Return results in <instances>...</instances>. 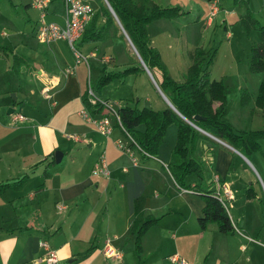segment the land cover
<instances>
[{"label": "crops", "instance_id": "crops-1", "mask_svg": "<svg viewBox=\"0 0 264 264\" xmlns=\"http://www.w3.org/2000/svg\"><path fill=\"white\" fill-rule=\"evenodd\" d=\"M51 1L46 9V19L50 15L52 20L49 21L63 25L65 4L61 0L60 6L54 5L50 9ZM21 2L28 10L40 12L32 0ZM39 18H35L37 24ZM114 23L116 33L120 36L124 33L123 29L117 20ZM5 33L1 32L2 35ZM124 38L130 45L128 37L125 35ZM60 40L67 42L56 39L48 43V49H44L34 45L30 36L16 37L13 41L7 39L9 45L3 44L7 48L1 49L3 52L11 51L17 57V63L24 61L27 56L39 64L36 77L38 74L42 78L44 76L41 80L43 85L39 88L30 86L29 93L39 92L35 99L36 108L40 104L43 110H50L46 118L40 116L41 112L39 115L25 116L13 105L15 110L8 118L0 114V182L14 181L27 175L20 188H8L0 193V264H47L39 260L45 255L41 240H47L56 250L58 264H94L99 259L104 263L115 258L105 252L107 246L121 254L120 259H115L122 263L125 257L124 244L129 238L134 242L129 227L134 217V201L139 196L145 198L144 215L161 216L159 222L150 226L142 236V254L150 247L154 248L153 252H157L162 243L174 240L173 252H170L168 245L161 250L162 255L159 257L165 259V264H199L202 253L206 251L211 255L212 264H264V226L260 219L257 221V217L254 219L256 222L251 224L245 214L239 212L240 215L235 218L232 213L236 225L233 233H222L217 226L210 224L206 229L201 228L198 217L205 204L203 197L190 189L180 188L167 166L175 142L170 151H164L163 141L158 155H147L132 143L117 119L111 120L112 132L103 134L81 114L82 109L86 108L82 94L89 83L93 85L92 66L90 62L86 66L65 63L57 46ZM133 52L136 59L131 65L143 66L135 50ZM88 54L92 57L98 55L92 46ZM73 55L76 58L74 52ZM102 59L108 63L113 56L105 54ZM6 62L9 69L10 64ZM4 63L0 53V67ZM189 65L184 68V72ZM67 68L71 71H67ZM144 69L134 73L146 76L161 96L160 100L152 96L147 100L151 107L164 109L169 105L164 92L156 85L150 69V72ZM26 87L28 85L19 87L23 95L21 102H28L30 94L26 95ZM257 94L253 91L249 103L256 104ZM102 97L110 101L103 94ZM228 111L229 106L226 117L236 130L264 126V111L259 106L253 109L251 115H242L244 122L240 126L230 118ZM17 113L23 114L25 118L15 120L14 115ZM122 132L128 137L125 144L132 147V155L117 145L119 139L123 140ZM206 135L207 138L198 140L195 148L202 164V177L191 174L187 176V181H201L215 188V176L218 175L221 183L234 196V187H241V192L245 191L246 195L248 182L253 183L255 180L252 174L258 171L256 166L264 172V137L260 139L261 150L253 152L248 158L227 141ZM58 149L63 151L60 162L55 161V151ZM102 155L110 172L108 175H95L93 168ZM252 188L255 196L246 195L248 201L257 197V190ZM190 227L194 230H189ZM191 237H195V240H191ZM182 239L187 240L194 250L189 260L182 256L183 249L179 246ZM92 245H95V249L91 254L80 257ZM172 254H178L185 261L172 262L169 257ZM194 259L195 262H192Z\"/></svg>", "mask_w": 264, "mask_h": 264}, {"label": "rangeland", "instance_id": "rangeland-1", "mask_svg": "<svg viewBox=\"0 0 264 264\" xmlns=\"http://www.w3.org/2000/svg\"><path fill=\"white\" fill-rule=\"evenodd\" d=\"M21 1L0 0V43L9 45L7 39H12L13 41L16 37L30 36V39L34 41V45H40L42 48L48 49V43H38L39 40L37 39L39 23L37 24L35 20L40 16L39 10H28V7ZM54 1L57 2L55 3ZM155 1L162 5H177L183 9H189V12L185 14L156 18L148 25L151 41L159 49L161 59L167 66L170 75L179 81L185 79L186 70L184 72V68L191 64L192 55L197 47H201L204 51V65H206L209 56L215 52L213 62L210 65L211 76L222 80L225 85L229 106L228 115L238 126L243 124L242 115H251L257 104L249 103L250 100L243 103L241 101V92L246 88L251 95L253 91L258 93L259 86L264 80V71L252 70L250 67L251 48L262 39V30L254 26L249 29L242 19L246 17L247 9L250 8L260 22L264 24V0ZM214 1L217 2L218 11L212 15L210 4ZM90 2L96 8L100 5V0H90ZM61 3V0L51 1L50 9L54 5L60 6ZM47 20H52L50 15H47ZM102 20L103 17L100 18V21ZM2 31H6L8 34L2 35ZM116 32L115 23H111L99 41L85 46H78L76 43V46L85 56H88V60L91 63V82L93 85L98 83L99 77L102 75L103 66H106L108 71H122L125 67L133 64L136 59L132 45L130 44L131 48L126 39L121 35V37L118 36ZM57 43L65 63L71 66H75L78 63V65L83 66L86 64L84 60L77 62L68 42L64 43L60 40ZM11 46L13 47V43ZM91 46L97 51V57L89 56L88 50ZM0 53L5 61L4 66L0 67V114L8 118L13 114L8 113L9 107L15 105L17 110L22 111L24 115H39V112H41L40 116L46 118L49 114L46 115V113L50 109L46 108L47 110L45 111L40 104H38L39 107L37 108L35 106V99L38 98L39 92L36 94L29 93L30 86L34 85L35 88H39L43 85L41 80L44 76L42 78L38 74V77H36L39 64L29 60L27 56L24 61L20 60L17 63V57L11 51L3 52L1 47ZM105 54L113 56V59L110 60L111 62L105 63L102 59ZM18 55L21 54L18 53ZM6 61L10 64L9 69H7L8 63ZM26 85H28L26 87V95L30 94V96L27 97L28 102H21L23 95L19 87H25ZM101 93L110 99L115 108L123 105L151 106V103L147 100L148 97L152 96L159 100L161 99L160 94L153 84L149 82L148 78L136 73L123 75L108 81L102 85ZM18 95L19 99H17ZM14 96H16V99ZM111 116L113 117H111V120L115 119L116 121L115 115L111 114ZM116 127H119V125H116ZM118 130L116 128L115 131L118 132ZM121 137L122 141L127 143V135L122 132ZM175 140L176 125L172 123L168 126L164 137L162 145L164 151H170ZM195 156L198 157V153H195ZM256 167L258 171L252 174V178L255 180L253 183L248 182L249 185L247 186L254 187L257 190V197L248 201L245 191L241 192V187H234L235 196L230 201L229 212L230 215L232 213L235 214V218H238L239 212L245 214L251 224L256 222L254 219L257 217V221L260 219L264 226V201L261 202V198L264 199V172L260 167ZM240 224L242 223L240 222ZM210 225L216 226L215 222L210 223ZM188 229L194 230L192 227ZM190 239L195 240V237ZM182 240V243L178 241L180 243L179 246L183 249L182 256L189 260L191 255L194 254V250L190 248L187 240ZM168 241L169 243H162L158 247L159 251L157 252H153L154 248L150 247L146 253L139 254L134 248L135 245L132 238H129L123 247L125 257L122 263L115 258H111L104 261V263L102 259H99L94 264H165V259L159 257L162 255L161 250H164L165 245H168L170 252H173L175 247V244L172 243L174 240ZM129 249H132V251L129 252ZM192 262H195V259ZM198 262L199 264L213 263L211 255L207 251L202 253Z\"/></svg>", "mask_w": 264, "mask_h": 264}, {"label": "trees", "instance_id": "trees-1", "mask_svg": "<svg viewBox=\"0 0 264 264\" xmlns=\"http://www.w3.org/2000/svg\"><path fill=\"white\" fill-rule=\"evenodd\" d=\"M117 14L124 29L130 36L138 53L147 67L152 72L157 84L167 95L178 111L197 126L205 129L219 139L227 141L245 156L250 158L253 152L261 150L260 139L264 137V126L250 130H236L227 119L228 99L226 88L222 80L212 78L210 65L215 52L212 53L206 65L203 64L205 54L201 47L195 49L192 62L188 66L183 81L173 78L167 66L161 59L159 49L152 43L148 31L149 23L160 17H172L188 13L177 5H162L154 0H107ZM243 23L249 27L254 26L262 30V39L251 48L250 67L252 70L264 71V24L254 15L250 8L247 9ZM103 20L100 21V18ZM116 22L115 16L110 11L105 0H100V5L95 10L81 37L76 41L78 46L99 41L111 23ZM125 37L124 33H121ZM1 49L7 46L0 44ZM140 64V63H139ZM145 70L142 65H129L122 71H108L102 67V75L96 85H92L94 93L102 97V85L116 77L129 75L138 70ZM88 86L82 94L85 107L92 115L108 114L101 101L89 100ZM103 98V97H102ZM105 99V98H104ZM250 92L245 88L241 92V101L248 102ZM107 100V99H106ZM257 106L264 111V80H262L256 97ZM123 130L129 135L133 144L138 145L143 153L156 156L164 141L167 128L170 124L176 125V140L171 152L168 168L180 188L190 189L200 194L205 204L198 222L202 229L215 222L217 229L222 233L235 232L236 225L232 220L229 207L215 195V188L204 185L201 181L189 183L187 176L197 174L202 177L201 161L195 156V148L200 138L208 135L187 121L170 105L164 109H155L151 106L123 105L117 108ZM199 115L200 118H196ZM54 161V160H53ZM27 175L14 181L0 182V193L8 188H20ZM248 197L255 196V190L248 187ZM264 199L261 198V202ZM145 198L139 196L134 201V217L129 227V233L134 237V244L139 254L142 251V236L148 228L159 222L161 216L144 215ZM95 249L92 245L80 254L88 256Z\"/></svg>", "mask_w": 264, "mask_h": 264}, {"label": "built area", "instance_id": "built-area-1", "mask_svg": "<svg viewBox=\"0 0 264 264\" xmlns=\"http://www.w3.org/2000/svg\"><path fill=\"white\" fill-rule=\"evenodd\" d=\"M50 0H32V4L38 9H40V18L37 29V37L39 41L49 43L56 39L66 40L72 51L74 52L77 62L84 60L87 64L89 63L88 56H85L83 52L76 46V41L81 37L84 29L86 28L88 22L92 18L95 8L90 0H63L65 4V21L61 25L55 21H48L46 19L47 6ZM211 13L214 15L218 11L217 2H211ZM67 71L71 69L67 68ZM89 91V100L91 102L101 101L105 105V109L109 114H114L118 124L122 127L120 122V117L112 103L109 100L100 98L97 96L91 83L88 84ZM81 114L90 122L94 123L95 126L103 133L110 134L113 129L112 121L110 115L107 114H98L92 115L87 108L82 109ZM25 116L21 113L14 115L15 120H23ZM216 137V136H215ZM217 138V137H216ZM117 145L122 149L128 151L131 155L133 154V149L130 145L123 143L121 139L117 141ZM139 149L140 147L136 145ZM135 161L136 159L133 158ZM109 168L107 166L104 155L101 156V159L95 164L93 168V173L95 175H108ZM215 195L217 198L224 204L225 207L230 206V200L234 197L233 192L228 189V187L221 183L220 177L215 176ZM185 189V188H184ZM40 245L45 249V255L39 260L45 261L47 264H58L59 257L55 249H53L50 243L47 240H41ZM108 255L115 257L116 259L121 258V254L116 250L111 249L110 246H107L106 251ZM172 262H184L185 260L181 258L178 254H172L169 256Z\"/></svg>", "mask_w": 264, "mask_h": 264}, {"label": "water", "instance_id": "water-1", "mask_svg": "<svg viewBox=\"0 0 264 264\" xmlns=\"http://www.w3.org/2000/svg\"><path fill=\"white\" fill-rule=\"evenodd\" d=\"M105 1H106L107 5H108L110 11H111L112 14L115 16L116 20L118 21V23H119L120 26L122 27L124 34L126 35V37H128V39H129L131 45L133 46L135 52H136L137 55L139 56V58H140V60H141V62H142V64H143V66L149 71V68L147 67V65H146L145 62L143 61L142 57H141L140 54L138 53V51H137V49H136L134 43L132 42L131 38L129 37V35H127L126 30L124 29L122 23L120 22V20H119L117 14H116L115 11L113 10L112 6L109 4V2H108L107 0H105ZM149 72H150V71H149ZM156 85H158V84L156 83ZM158 88H159V85H158ZM159 89H160V91L162 92L161 88H159ZM162 93H163V92H162ZM163 95L165 96V98H166V100L168 101L169 105H170L175 111H177L180 115H182V114L178 111V109L174 106V104L170 101V99H169L164 93H163ZM14 97H15V99H16V96H14ZM14 110H15L14 107H9V109H8V113H9V114H10V113H13ZM182 116H183V115H182ZM183 117H184V116H183ZM184 118H185V117H184ZM196 118H200V116H199V115H196ZM185 119H186L187 121H189L190 123H192L193 125H195V127H197V128H198L199 130H201L202 132L214 136L213 134L209 133V132L206 131L205 129H203V128L197 126L196 124H194V123H193L192 121H190L189 119H187V118H185ZM214 137H215V136H214ZM62 157H63V151L60 150V149L56 150V151H55V161H56V162H60L61 159H62Z\"/></svg>", "mask_w": 264, "mask_h": 264}]
</instances>
